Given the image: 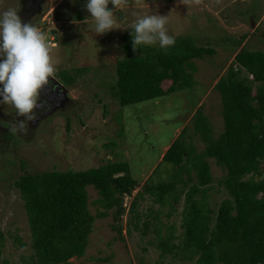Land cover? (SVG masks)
<instances>
[{
  "label": "rangeland",
  "instance_id": "374dc122",
  "mask_svg": "<svg viewBox=\"0 0 264 264\" xmlns=\"http://www.w3.org/2000/svg\"><path fill=\"white\" fill-rule=\"evenodd\" d=\"M20 1L0 0V12L9 8L20 11ZM85 2L47 0L43 11L32 20L53 46L55 78L62 80L61 72L74 74L77 69L89 66L73 84H66L70 103L48 114L36 130L18 131L20 138L14 132L17 130L14 122L19 120L15 108L0 104V227L6 234L4 258L9 264H25L22 257L34 252L25 201L15 186L18 176L54 169L87 170L108 161L123 160L130 163L133 176L140 181L134 192L137 194L148 179L158 182L166 176L167 166L161 160L186 125L194 144L204 148L192 123L202 104L215 132L223 131L222 99L214 86L227 73L242 47L264 50V0H118L117 14L114 12L118 28L99 35L94 31V20L88 17ZM108 7L112 9L113 5L109 3ZM152 13L167 15L166 28L175 40L188 37L199 45L210 43L216 52L204 59H194L196 84L191 89L122 106L112 94L117 61L126 55L122 36L130 34L127 27L137 16ZM79 14L82 19L77 18ZM240 39L242 42L237 45ZM211 162L214 180L206 188H209L208 201L216 210L228 191L221 184L225 170L213 159ZM88 190L90 210L97 215L103 210L95 203L99 192L93 186ZM132 199L126 197L124 202L125 240L113 227L112 212L107 217H97L85 255L72 261L96 264L101 258H109L105 264H194L172 253L162 255V249L156 245L154 221L148 233L129 226ZM140 202L144 219L151 207L153 210L160 207L149 195ZM183 205L184 197L177 205V213L169 219L163 216L166 225L175 226L177 241L182 238ZM163 209L167 212L170 208ZM166 232L165 229L164 236Z\"/></svg>",
  "mask_w": 264,
  "mask_h": 264
},
{
  "label": "trees",
  "instance_id": "16d2710c",
  "mask_svg": "<svg viewBox=\"0 0 264 264\" xmlns=\"http://www.w3.org/2000/svg\"><path fill=\"white\" fill-rule=\"evenodd\" d=\"M77 18L83 16L79 14ZM122 41L126 55L117 61V80L112 86V94L122 106L191 89L196 84L194 59L216 52L210 43L199 45L188 37L177 38L167 49L140 45L134 50L130 34H124ZM241 42L242 39L237 45ZM88 67L74 74L61 72L62 81L73 84ZM214 88L222 99L223 131L215 132L202 104L192 123L204 148L194 144L186 125L161 160L167 166L166 176L158 182L148 179L135 195L140 181L133 176L130 163L123 160L87 170L54 169L18 176L15 186L25 201L34 251L24 255L22 261L78 264L72 258L85 255L96 218L107 217L110 212L114 215V229L125 240L124 202L126 197H133L129 226L148 233L154 221L156 245L162 255L172 253L194 264H264V50L242 47ZM212 159L225 170L221 184L228 191L216 210L208 201L206 188L214 180ZM89 186L99 192L95 203L103 210L97 215L89 207ZM146 195L160 207H151L144 219L139 205ZM183 197V231L177 241L175 226L166 225L163 216L169 219L177 213ZM167 206L170 209L165 212L163 208ZM5 241L6 234L0 227V264H9L4 258ZM108 260L101 258L96 264Z\"/></svg>",
  "mask_w": 264,
  "mask_h": 264
},
{
  "label": "clouds",
  "instance_id": "9594fccd",
  "mask_svg": "<svg viewBox=\"0 0 264 264\" xmlns=\"http://www.w3.org/2000/svg\"><path fill=\"white\" fill-rule=\"evenodd\" d=\"M117 2L86 0L84 7L90 13L88 17L94 20L97 35L118 28L114 14ZM109 3L113 5L112 9L108 8ZM166 24L167 15L137 16L127 27L131 30L133 49L157 43L161 49L173 45L175 37L168 34ZM52 47L37 25L22 21L18 9L0 12V104L12 105L16 114L24 117L14 122L18 131H27V122L34 119L33 110L39 106L40 91L57 70L51 55Z\"/></svg>",
  "mask_w": 264,
  "mask_h": 264
},
{
  "label": "flooded vegetation",
  "instance_id": "af4514ba",
  "mask_svg": "<svg viewBox=\"0 0 264 264\" xmlns=\"http://www.w3.org/2000/svg\"><path fill=\"white\" fill-rule=\"evenodd\" d=\"M46 2L47 0L43 1L42 10L38 12L36 5L29 7L26 0H21L19 15L21 16L22 21L32 22L33 18L40 15V13L43 11V8ZM59 84H63L66 87V84L62 80H59L55 78V76H53L52 78H50V81L48 82V84H46L41 89L39 97H38L39 106L34 108L33 110V112L35 113L34 119L27 122V131L36 130L38 125L42 122V120L45 119V117L48 114H52L54 111H57L70 103L68 89L64 90L63 87L60 86ZM18 119L23 120L24 117L19 116ZM5 121H8V120L6 119ZM14 132L16 133L17 137L20 138L21 133L18 132V130ZM6 143H7V140H6Z\"/></svg>",
  "mask_w": 264,
  "mask_h": 264
},
{
  "label": "water",
  "instance_id": "95a60500",
  "mask_svg": "<svg viewBox=\"0 0 264 264\" xmlns=\"http://www.w3.org/2000/svg\"><path fill=\"white\" fill-rule=\"evenodd\" d=\"M44 0H26L27 4L29 7H32L33 5L37 7L38 12H40L42 10V3ZM109 9H111L110 7H108ZM28 9V8H27ZM36 12V10H35ZM117 14V12H115ZM60 83V82H59ZM60 86L63 87L64 90H67V88L63 85V84H59Z\"/></svg>",
  "mask_w": 264,
  "mask_h": 264
},
{
  "label": "built area",
  "instance_id": "2783aa9c",
  "mask_svg": "<svg viewBox=\"0 0 264 264\" xmlns=\"http://www.w3.org/2000/svg\"><path fill=\"white\" fill-rule=\"evenodd\" d=\"M52 39H55L54 37H52Z\"/></svg>",
  "mask_w": 264,
  "mask_h": 264
}]
</instances>
